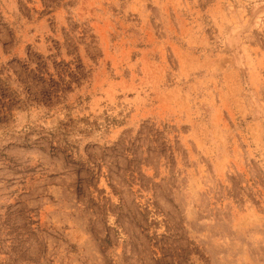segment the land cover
<instances>
[{"label": "rangeland", "instance_id": "obj_1", "mask_svg": "<svg viewBox=\"0 0 264 264\" xmlns=\"http://www.w3.org/2000/svg\"><path fill=\"white\" fill-rule=\"evenodd\" d=\"M0 264H264V0H0Z\"/></svg>", "mask_w": 264, "mask_h": 264}]
</instances>
